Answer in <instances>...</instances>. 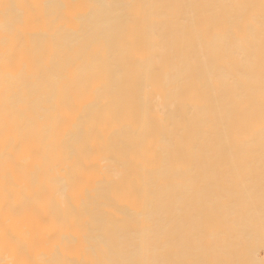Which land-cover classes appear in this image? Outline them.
Returning <instances> with one entry per match:
<instances>
[{"label": "bare ground", "instance_id": "6f19581e", "mask_svg": "<svg viewBox=\"0 0 264 264\" xmlns=\"http://www.w3.org/2000/svg\"><path fill=\"white\" fill-rule=\"evenodd\" d=\"M0 226V264H264V0H0Z\"/></svg>", "mask_w": 264, "mask_h": 264}, {"label": "rangeland", "instance_id": "374dc122", "mask_svg": "<svg viewBox=\"0 0 264 264\" xmlns=\"http://www.w3.org/2000/svg\"><path fill=\"white\" fill-rule=\"evenodd\" d=\"M44 217H20L18 218L19 222H26L29 220H37V221H46ZM58 219L63 220L64 226L62 230L66 231L67 228H72L73 230H77V239L84 240V237H88L89 235L88 231L90 228L88 225H81L84 221H89L91 219H94L92 217L87 216H73V217H58ZM112 221L118 220L119 217L113 216L110 217ZM70 222L71 224L67 223ZM69 225V226H68ZM111 227V226H110ZM65 234H67L65 232ZM9 234V228L8 227H1L0 226V238L8 236ZM18 236L26 237L28 234L23 231L19 232L17 234ZM89 240V239H87ZM66 251L69 253V255H65L62 257L60 255V252ZM95 252H93L91 249L86 252L85 259L88 261H95ZM99 256V255H98ZM25 258L29 262V264H72L74 261L75 256L73 255V250L69 248L59 247V248H42V249H32L25 253Z\"/></svg>", "mask_w": 264, "mask_h": 264}]
</instances>
